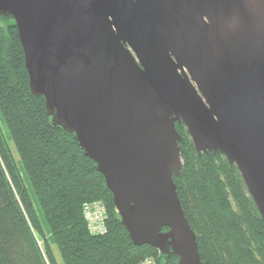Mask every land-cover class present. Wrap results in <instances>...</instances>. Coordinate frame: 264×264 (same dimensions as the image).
<instances>
[{
	"label": "water",
	"instance_id": "95a60500",
	"mask_svg": "<svg viewBox=\"0 0 264 264\" xmlns=\"http://www.w3.org/2000/svg\"><path fill=\"white\" fill-rule=\"evenodd\" d=\"M6 16L32 95L96 164L133 245L205 264L173 182L176 123L235 166L264 225V0H0Z\"/></svg>",
	"mask_w": 264,
	"mask_h": 264
},
{
	"label": "trees",
	"instance_id": "16d2710c",
	"mask_svg": "<svg viewBox=\"0 0 264 264\" xmlns=\"http://www.w3.org/2000/svg\"><path fill=\"white\" fill-rule=\"evenodd\" d=\"M182 166L173 182L205 264H264V225L233 164L196 154L183 124ZM9 142H12L16 162ZM106 206V231L92 234L83 206ZM165 230V229H163ZM177 264L135 246L96 164L74 135L51 122L32 95L14 20L0 17V264Z\"/></svg>",
	"mask_w": 264,
	"mask_h": 264
},
{
	"label": "built area",
	"instance_id": "2783aa9c",
	"mask_svg": "<svg viewBox=\"0 0 264 264\" xmlns=\"http://www.w3.org/2000/svg\"><path fill=\"white\" fill-rule=\"evenodd\" d=\"M83 218L87 223L88 230L92 234H100L106 231L104 207L99 203H87L83 207ZM141 264H157L152 258H148Z\"/></svg>",
	"mask_w": 264,
	"mask_h": 264
},
{
	"label": "rangeland",
	"instance_id": "374dc122",
	"mask_svg": "<svg viewBox=\"0 0 264 264\" xmlns=\"http://www.w3.org/2000/svg\"><path fill=\"white\" fill-rule=\"evenodd\" d=\"M9 145H10V149H11V151H12V154H13V156H14L16 162H17V161H18V156H17V154H16V151H15V148H14L12 142H9ZM92 203H99V204H101V205L104 207V216H105V218H106V214H107V212H106V206H105V204H104L103 202H101V201H94V202H92ZM83 207H84V206H83Z\"/></svg>",
	"mask_w": 264,
	"mask_h": 264
}]
</instances>
